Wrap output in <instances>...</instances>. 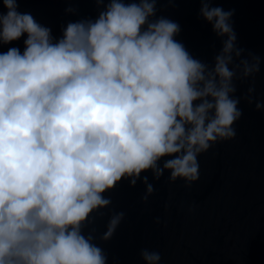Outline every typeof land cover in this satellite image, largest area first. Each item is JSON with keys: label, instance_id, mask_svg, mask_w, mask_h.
I'll return each mask as SVG.
<instances>
[{"label": "clouds", "instance_id": "9594fccd", "mask_svg": "<svg viewBox=\"0 0 264 264\" xmlns=\"http://www.w3.org/2000/svg\"><path fill=\"white\" fill-rule=\"evenodd\" d=\"M155 2L110 0L54 42L48 27L3 0L0 43L26 39L23 53H0V264H106L82 234L90 214L109 205L104 192L148 170L190 187L197 156L235 137L234 80H254L261 58L242 57L232 10L202 0L200 16L222 47L212 66L201 62L174 39L176 22L151 19ZM256 109H264L259 99ZM142 182L147 201L153 188ZM122 218L110 217L102 239ZM141 257L161 264L159 251Z\"/></svg>", "mask_w": 264, "mask_h": 264}, {"label": "water", "instance_id": "95a60500", "mask_svg": "<svg viewBox=\"0 0 264 264\" xmlns=\"http://www.w3.org/2000/svg\"><path fill=\"white\" fill-rule=\"evenodd\" d=\"M17 11L29 13L50 29L53 41L62 38L70 22L95 20L110 0H15ZM125 4L139 0H123ZM212 6L232 10L231 24L236 44L261 58L260 71L235 79L240 118L234 122L235 137L220 141L197 156L199 178L190 187L185 181H169L164 171L155 179L151 170L142 172L134 185L121 179L102 195L107 207L90 214L82 234L91 235L101 248L106 264H144L143 249L161 254V264H264V0H207ZM202 0H156L151 18H168L179 25L174 37L189 54L212 66L222 47V38L200 16ZM0 0V15L6 14ZM26 34L0 53L16 47L23 53ZM254 83L252 101L248 89ZM164 157L159 161L162 166ZM153 192L144 201L146 185ZM168 205L165 208V205ZM193 208L189 213L188 209ZM123 213L113 235L102 239L111 216ZM157 220L160 223H157Z\"/></svg>", "mask_w": 264, "mask_h": 264}]
</instances>
